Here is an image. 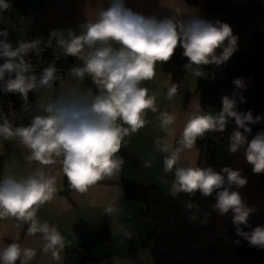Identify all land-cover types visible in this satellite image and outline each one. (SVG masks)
Returning a JSON list of instances; mask_svg holds the SVG:
<instances>
[{
    "label": "clouds",
    "instance_id": "1",
    "mask_svg": "<svg viewBox=\"0 0 264 264\" xmlns=\"http://www.w3.org/2000/svg\"><path fill=\"white\" fill-rule=\"evenodd\" d=\"M10 9L9 0H0V12ZM80 28V34L69 29L66 36L63 30H53L48 43L55 39L63 56L82 61V65L69 68L67 75L81 83L90 77L97 91L66 87L54 97H38L36 110L40 114L28 126H14L0 110V138L18 139L28 150V159L41 166L59 162L71 187L85 193L90 186L119 172L125 161L117 154L124 138L145 126L147 110L158 111L156 96L141 87L143 81L156 76L157 65L169 61L179 45L187 58L185 70L200 77L204 75L201 66H219L229 60L237 50V38L227 23L198 16L187 20L157 19L132 11L125 0H110L107 8L100 7L96 18L88 19ZM0 37V59L4 60L0 64V90L20 94L23 110L30 111L29 92L45 89L51 93L61 77L54 62L37 77L34 66L26 61L39 40H20L14 47L8 41L7 29L0 30ZM217 49L222 51L218 54ZM233 84L237 89L246 87L242 78L234 79ZM177 90L178 85L172 83L168 98L172 99ZM240 101L244 102L243 96ZM230 118H234L235 128L229 136L228 151L235 154L243 149L252 172L264 173V130L248 139L250 125L260 123L264 117L238 111L235 98L228 95L222 97V110L216 115L202 110L199 104L189 110L178 142L174 145L169 139L158 138L156 150L164 154V172L174 173L170 189L174 198L180 193L194 196L197 191L202 197L214 196L213 211L220 216L231 212L236 234L251 245L264 248V225L247 232L242 227L248 226L255 211L239 191L247 184L242 171L227 166L216 171L211 166L182 163L183 154L193 150L199 138L210 131L224 132ZM159 119L161 129L173 137L175 114L164 112ZM144 166L151 165L145 161ZM56 192V177L44 167H37L26 178L5 174L0 179V218L12 217L26 224L27 235L39 234L44 242L43 252L58 260L64 237L57 227L37 217L39 208L53 200ZM185 211L190 213L188 220L195 222L202 210L189 201ZM206 220L207 214L201 224ZM35 256L33 249L23 247L16 239L0 246V264H31Z\"/></svg>",
    "mask_w": 264,
    "mask_h": 264
},
{
    "label": "crops",
    "instance_id": "2",
    "mask_svg": "<svg viewBox=\"0 0 264 264\" xmlns=\"http://www.w3.org/2000/svg\"><path fill=\"white\" fill-rule=\"evenodd\" d=\"M9 3L11 9L0 12V27L1 30L7 29L8 41L15 47L20 40L43 41L49 38L53 30H63L65 36L69 29L80 34V26L88 19L94 20L99 8H107L110 0H9ZM125 3L132 11L157 19L175 17L187 20L198 12L196 7L184 0H125ZM65 65L69 69L82 65V61L68 56ZM201 67L204 75L200 77L185 70L180 89L169 99L167 92L171 75L163 69L162 62L157 65L156 76L143 81L141 87L156 96L158 111L153 113L147 110L145 126L124 138L117 154L125 161L119 172L90 186L85 193L71 187L59 162L41 166L28 159L29 152L19 140L0 138V179L5 174L18 179L26 178L37 167H44L48 174L56 177L57 192L53 200L39 208L37 217L41 222L47 221L57 227L64 237V248L57 253L59 259H54L50 253L43 252L44 242L40 235L28 236L27 225L12 217L0 218V246L16 239L23 247L36 252L31 264H85L87 257L92 259L89 264H153L149 251L141 246L145 238L152 234L154 224L149 219H141V213L145 208L148 188L157 187L164 194L172 196L170 189L174 179V173L164 172V154L156 150L155 141L158 138L169 139L175 145L186 113L198 104L201 107L202 90L210 88L219 77L217 71ZM66 87L97 91L90 77L86 76L83 83L69 75L61 78L51 93L45 89L29 92L28 98L34 101V112L30 114L22 109L16 126H28L32 118L40 114L36 110L38 97H54ZM222 97L221 92L216 104L205 106L204 111L213 115L220 112ZM164 112L176 116L173 137H168L160 127L159 117ZM145 161L151 166L145 167ZM188 162L204 168V150L197 144L193 150L183 154L182 163ZM131 250H135L133 255L130 254Z\"/></svg>",
    "mask_w": 264,
    "mask_h": 264
},
{
    "label": "trees",
    "instance_id": "3",
    "mask_svg": "<svg viewBox=\"0 0 264 264\" xmlns=\"http://www.w3.org/2000/svg\"><path fill=\"white\" fill-rule=\"evenodd\" d=\"M188 5L198 9L196 16L215 21L219 12H224L223 23L230 25L237 38V50L225 63L204 65L215 70L219 77L213 85L201 92V108L214 106L218 95H228L236 100L238 111H251L253 116L264 117V0H184ZM183 48L177 46L174 55L162 67L171 75V84L176 83L180 89L184 65L187 58L183 56ZM222 49H217L219 54ZM242 78L246 87L237 89L234 79ZM177 90V91H178ZM243 96L244 102L240 101ZM34 112V101L28 98ZM16 126L17 124H13ZM252 131L249 141L264 130V119L260 123L250 125ZM235 128L234 118H230L224 132L214 131L213 139L209 132L196 142L204 150V168L211 166L216 171L223 167H231L242 171L247 184L239 189L245 202L254 207L247 227L250 231L258 225H264V173L254 174L246 162L244 150L235 154L228 151L229 136ZM217 144L225 150L223 163L217 162ZM193 202L200 206V218L195 222L188 220L189 212L185 204ZM214 196L202 197L200 193L190 196L180 193L177 197L164 194L157 187H149L145 197V208L141 219H149L154 224L152 234L147 236L141 248L149 251L153 264H264V248L251 245L242 236L236 234L232 224V214L218 215L212 209ZM207 214V220L201 224ZM135 250H131L133 255ZM91 258H85L89 264ZM92 260V259H91Z\"/></svg>",
    "mask_w": 264,
    "mask_h": 264
},
{
    "label": "built area",
    "instance_id": "4",
    "mask_svg": "<svg viewBox=\"0 0 264 264\" xmlns=\"http://www.w3.org/2000/svg\"><path fill=\"white\" fill-rule=\"evenodd\" d=\"M0 39H3V37H0ZM48 41L49 38L40 41L37 49L30 51L25 57L26 61L34 66L37 77H39L44 67H47L53 62L56 65L59 76L61 78L67 77L68 68L65 64L68 56H63L62 49L57 46L55 39L52 40L51 44H49ZM3 63L4 60L0 59V64ZM23 104L24 101L20 94L5 93L0 90V109L8 115L13 124L17 122L18 116L23 109Z\"/></svg>",
    "mask_w": 264,
    "mask_h": 264
},
{
    "label": "rangeland",
    "instance_id": "5",
    "mask_svg": "<svg viewBox=\"0 0 264 264\" xmlns=\"http://www.w3.org/2000/svg\"><path fill=\"white\" fill-rule=\"evenodd\" d=\"M226 19V15L224 12H219V16L217 17V19L215 21H220V22H224ZM209 136H210V139L213 138V134H214V131H210L209 132ZM216 159H217V162L219 163H223L224 160H225V150L223 148L222 145L220 144H217V151H216Z\"/></svg>",
    "mask_w": 264,
    "mask_h": 264
}]
</instances>
